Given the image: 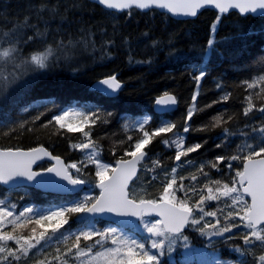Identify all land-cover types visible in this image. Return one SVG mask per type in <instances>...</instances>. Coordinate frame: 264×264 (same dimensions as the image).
<instances>
[{"label":"trees","instance_id":"1","mask_svg":"<svg viewBox=\"0 0 264 264\" xmlns=\"http://www.w3.org/2000/svg\"><path fill=\"white\" fill-rule=\"evenodd\" d=\"M218 15L221 14L205 10L194 20L176 21L155 10L140 12L132 9L117 14L86 0H0V50L11 43H15L22 56L42 52L48 46L57 49L49 57L48 67L24 71L23 74L17 69L18 78L0 90V131L9 132L10 128L25 121L28 122L26 128L33 129L31 132L18 129L8 135L0 134V149L29 150L42 146L52 155L62 158L66 165L77 163L82 166L81 173L74 169L70 171L88 181L85 192L91 197L97 195L94 189L95 165L87 160L89 150L72 147L73 144L87 142L86 138L80 132L69 133L66 129L57 132L59 126L42 128V124L66 110L98 113L107 123L97 121L91 129V137L99 145L102 162L112 166L124 155L127 144L133 142L127 141V137L142 135L133 125L147 119L145 130L152 131L166 123L176 124L177 128L172 133L161 134L145 149L149 158L144 162L145 166L140 167L139 179L132 184V189L138 194L146 192L145 198L158 199L165 179L161 169L170 172L172 167H176L178 175L187 177L198 174L201 166L219 155L236 154L238 145L261 143L264 137L252 129L264 125V113L254 110L244 116L243 109L246 107L245 97L260 91L259 88L247 89L244 82L264 75V17L223 14L213 30ZM37 31L45 34L37 36ZM29 36L33 40L27 41ZM209 39L215 41L214 48L208 47ZM0 65H4L3 60H0ZM5 68V74L14 70L11 64ZM198 69L207 72L199 87L193 79V73ZM110 74L116 75L124 84L116 97L106 98L90 90L93 82ZM166 92L175 96L178 107L170 114L156 115L153 112L154 101ZM225 94L229 99L222 101ZM193 95L197 97L195 101L192 100ZM253 102L257 108L264 105V100L255 95ZM190 107L196 110L187 122L190 131L184 133ZM41 113L40 120L32 123ZM218 115L225 120L228 116L233 119L226 125L213 128V118ZM125 124L129 125L127 129ZM204 125H208L207 130L200 131ZM224 127L229 129L227 136L224 135ZM177 135L185 138V147L196 143L202 147L177 162L175 146L168 147L163 143L164 139L175 140ZM121 140L127 143L121 146ZM217 144H222V147L218 148ZM157 158L161 167L155 172L147 171L152 167V160ZM231 163V171L226 164L219 170L205 167V171L209 173V179L227 181L242 165L239 160ZM45 167L41 165L39 169ZM153 175L157 179L152 180ZM198 181L185 180L184 183L201 187L207 182L203 176H199ZM177 195L184 197L183 192ZM84 198L45 195L30 188L6 191L0 187V200H4L17 214L24 207L42 212L69 206ZM13 205L14 208L11 207ZM223 206L220 202L210 201L205 207L212 211ZM206 218L215 222L212 217ZM220 219L223 223L222 215ZM31 227L24 230L25 235ZM92 228L103 230L105 227L98 221L92 220L87 224L78 216L70 217L69 223L49 240L47 249L37 256L30 254L26 264H35L37 259L54 253L57 248L63 249L64 236L71 241L79 231ZM246 231L241 227L222 237L214 236L212 245H209L188 229L184 236L176 239L188 237L189 247L185 250L171 245L169 251V244L165 242L162 255L150 248L151 240L156 237L145 236L137 230L131 239L148 246V250L157 255L158 264H190L188 261L210 264L213 260H220L221 264H253L255 256L264 254V249L258 242L256 247L244 245L240 237ZM229 236L232 239H228ZM9 244L14 246L11 242ZM237 248L240 251H236ZM96 250L101 249L97 246ZM193 251L194 261L189 256ZM207 251L211 254L206 255ZM20 264L25 263L22 261ZM70 264H79V261H70Z\"/></svg>","mask_w":264,"mask_h":264},{"label":"snow or ice","instance_id":"2","mask_svg":"<svg viewBox=\"0 0 264 264\" xmlns=\"http://www.w3.org/2000/svg\"><path fill=\"white\" fill-rule=\"evenodd\" d=\"M97 2L108 9H149L154 7L166 9L172 14H180L188 17H195L198 10L205 6H213L219 13H228L230 9H239L240 13H256L257 10H264V0H97ZM221 15L216 17V22L212 28L215 30ZM27 26V21H25ZM45 33L36 32L37 36H43ZM8 36V33L4 34ZM33 40L29 36L27 41ZM25 41V43H27ZM8 41H6L7 43ZM209 48H214L215 41H207ZM57 51L51 46L46 47L42 52H34L28 56H22L15 43L9 47L0 50V60L4 65H0V90H3L9 83L14 82L17 77L15 70L24 71L44 69L49 66L47 63L49 57ZM19 61V62H17ZM11 64L13 71L6 72L5 66ZM205 69H198L193 73V79L199 87L202 79L206 76ZM247 89L259 88V92L254 95L264 100V75L252 79L250 82H244ZM100 85L106 86V89L112 93L121 89V82L116 75H108L99 81ZM220 87V85H217ZM254 95L245 97L246 107L243 109L244 116H248L254 110L264 113V105L259 108L254 104ZM197 99L193 95L192 100ZM229 95L221 97L222 101H227ZM157 104H175L176 98L167 92L164 97L156 101ZM196 109L189 108L187 118L183 127V132L190 131L187 122L191 120ZM37 115L32 123L40 120ZM107 115H111L108 113ZM228 116L227 120L218 115L213 118L211 127H221L232 120ZM97 121L107 123L106 119L98 113L91 111L66 110L60 114L53 115L51 120L42 124V128L49 126H59V129H66L67 132H80L86 138L87 142L73 144L72 147L81 151L89 150L87 160L95 165V187L99 189L98 196H86L82 201L69 206L60 207L55 210L46 211L37 214L32 207H24L21 211L14 212L6 205L4 200H0V264H20L25 258H30L33 250L43 247L42 242L52 239V237L61 231L69 223L70 217H76L81 214H102L115 213L117 216H134L141 220L144 229L151 237H156L150 242V248L155 249L161 255L165 248V242L168 241L169 251H171L172 242L183 235V230L191 226L195 228L202 236H224L225 233H231L233 229L245 228L247 231L241 235L244 245H258L264 249V139L259 144L245 143L237 146V153L225 156L219 155L214 160L208 161L206 165L199 168L198 174L190 176H180L177 168L172 167L170 172L164 169V181L162 182V191L158 199L145 198L138 194L131 185L139 179L138 167H144V161L149 156L145 149L152 144L153 140L161 134L172 133L177 128L176 124L166 123L152 131L145 130L148 120L145 119L138 125H133L136 131L142 133L141 136L133 138L129 135L127 141H133L124 148V155L116 160L115 166L103 163L100 158L98 143L91 137V129L97 124ZM28 122H22L9 129V132L19 130L33 131L32 128H26ZM127 129L129 125L125 124ZM208 125L202 126L199 130H207ZM224 135H229V129L224 127ZM252 131L259 132L264 137V125L259 128H253ZM9 132L0 131L2 135H8ZM127 141L121 140L123 146ZM163 143L172 147L175 146V161H181L182 157H188L190 153L197 152L202 145L196 143L193 146L185 147V138L177 135L175 140L164 139ZM222 147V144H217ZM42 157H48L55 161L52 167L41 171H34L32 166ZM125 157H128L127 159ZM241 161L242 169L235 170V175L227 181L220 179H209V173L205 167L219 170L226 164L227 168L232 170L231 161ZM161 167L159 158L152 160V167L147 171L155 172ZM81 173L82 166L77 163L65 165L59 156H52L44 147H34L27 151L20 148L0 150V183L9 184L17 178H24L27 181H37L43 172L54 173L62 180L67 181L69 185L77 186L88 183L80 176L74 175L70 170ZM203 176L206 179L201 187L196 184L185 185V180L199 182L198 177ZM157 179L153 175L152 180ZM183 192L184 197H178L177 193ZM191 193V195H189ZM206 193V194H205ZM198 196V199L194 197ZM250 198V202L249 199ZM210 201L222 203L224 206L216 210H206V204ZM230 201V203H229ZM12 208L15 205L11 206ZM155 213L159 219L154 221H145L144 217ZM223 216V223L220 216ZM205 217H212L213 222L205 220ZM55 220L49 225V229L44 225ZM238 221V222H237ZM10 226V230L9 229ZM30 231L24 234L25 229ZM43 230H38V227ZM187 241V237H184ZM228 239H232L231 236ZM64 248H57L54 253H48L43 259H37L35 264H70V261H79V264H158L157 255L148 250V246L138 242L135 239H129L117 234V230L112 227L103 230L92 228L90 230H81L74 235V239L69 241L67 236L63 237ZM92 243H88V242ZM9 242L12 245L10 246ZM110 245V246H109ZM99 247L101 250L94 251ZM236 251H240L239 248ZM247 252V249H245ZM255 256L254 253H248ZM253 264H264V254L255 256Z\"/></svg>","mask_w":264,"mask_h":264},{"label":"water","instance_id":"3","mask_svg":"<svg viewBox=\"0 0 264 264\" xmlns=\"http://www.w3.org/2000/svg\"><path fill=\"white\" fill-rule=\"evenodd\" d=\"M87 1L94 3L96 5H99L102 8H104L105 10H108L111 12L120 13V12H123L125 10H128V9H123V10L108 9V8L100 5L97 2V0H87ZM130 9H137V8L132 7ZM138 10L141 12H146L149 10H157L163 14H167L170 18H172L176 21L194 20L198 17V15L200 13H202L205 10H211V11L216 12L217 14H220L218 9H216L210 5L199 9L198 13L195 17H188V16H184V15H180V14H172V13L168 12L166 9L157 8L154 6L152 8H149V9H138ZM230 13H236L240 16L264 17V10H257L256 13H251V12L240 13L239 9H230L229 12L225 13V14H230ZM102 79H104V78H102ZM100 80L101 79L94 82L90 86V90L98 92L107 98L116 97L123 88V84L121 83V89L115 93H112L110 90L106 89V86L99 84ZM169 95H172V94H169ZM163 97H164V95L158 97L154 102L153 111L157 115L168 114V113L174 112L177 109V102L175 104H164V103L157 104L156 101L158 99L163 98ZM61 160L63 161V159H61ZM45 162L48 164H52V166L55 164L54 160H51L48 157H42L41 160H39L35 164H33V166H32L33 170L37 166H39L41 163H45ZM63 163H64V161H63ZM242 167H243V165H242ZM138 171H139V167H138ZM0 186H2L5 189H16V188H22V187H30V188H34L36 190H39L43 193H46V194H55V195H74V194L81 192L84 188L83 185H77V186L69 185L67 183V181L62 180L60 177L56 176L54 173H46V172H43L42 176L37 178V181H27L24 178H17L14 182H10L9 184H6V185L0 183ZM96 190L99 191L98 188H96ZM249 200H250V198H249ZM80 218L82 220H86L88 218H97L99 220L104 221L105 223L114 224V225L135 224L140 220L134 216H117L115 213L81 214ZM144 218L159 219V217L156 216L155 213H151V214L145 216ZM186 228L183 230V232L186 230Z\"/></svg>","mask_w":264,"mask_h":264},{"label":"rangeland","instance_id":"4","mask_svg":"<svg viewBox=\"0 0 264 264\" xmlns=\"http://www.w3.org/2000/svg\"><path fill=\"white\" fill-rule=\"evenodd\" d=\"M131 188H133V187H131ZM86 196H87L86 193H82V194L79 195V197H86ZM205 220L208 221V219H207L206 217H205ZM54 222H55V220H53V221H51V222H48L47 224L44 225V227L50 229L49 225H50L51 223H54ZM104 227H105V228H107V227H112V228H114L113 226H107V225H104ZM189 228H190L191 231H193V234L195 233V235H196V236H199L200 239L205 240V241L207 242V244L212 245L213 237H214V236H208V235H203V236H202V235H201V234H200L195 228H193V227H191V226H190ZM136 229H137L139 232L143 233L145 236L150 235V234L147 233V231L144 229V225H141V226L138 225V226L136 227ZM42 230H43V229H42ZM117 234L120 235V236H124V237H126V238L131 239V236H129V235H128L126 232H124L123 230H118V231H117ZM130 235H133V234H130ZM48 242H49V240L42 242L43 247H39V246H38V248H37V249L35 250V252H34V255L37 256V254H38L39 252H42L43 250L47 249V247H48ZM166 244H168V241H166ZM171 245H172V246H175V247H180V248L184 247V249L186 250V249L189 247V238L187 237V241H185L184 238H182L181 240L175 239V240L172 242ZM206 254L209 255V254H211V253H209V252L207 251ZM28 260H29V258H25V261H26V262H27ZM24 263H25V262H24ZM191 264H193V263H191Z\"/></svg>","mask_w":264,"mask_h":264}]
</instances>
